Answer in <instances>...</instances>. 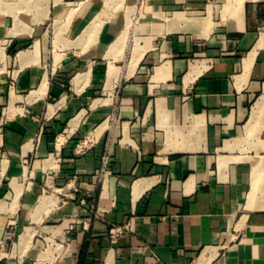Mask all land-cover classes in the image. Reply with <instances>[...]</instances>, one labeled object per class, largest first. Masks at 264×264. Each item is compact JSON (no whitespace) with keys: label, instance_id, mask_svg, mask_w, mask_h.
<instances>
[{"label":"crops","instance_id":"0c3cea01","mask_svg":"<svg viewBox=\"0 0 264 264\" xmlns=\"http://www.w3.org/2000/svg\"><path fill=\"white\" fill-rule=\"evenodd\" d=\"M137 1L0 0V264H264V0Z\"/></svg>","mask_w":264,"mask_h":264},{"label":"built area","instance_id":"2783aa9c","mask_svg":"<svg viewBox=\"0 0 264 264\" xmlns=\"http://www.w3.org/2000/svg\"><path fill=\"white\" fill-rule=\"evenodd\" d=\"M146 2H147V0H138L137 1V8L142 9ZM81 146L82 145H79V147H81ZM105 162H106V157H104V163ZM126 231H127V226L113 224V225H111V227L109 229V235H110V238L112 239V241H116L122 235H124Z\"/></svg>","mask_w":264,"mask_h":264},{"label":"bare ground","instance_id":"6f19581e","mask_svg":"<svg viewBox=\"0 0 264 264\" xmlns=\"http://www.w3.org/2000/svg\"><path fill=\"white\" fill-rule=\"evenodd\" d=\"M159 17V16H158ZM142 20V19H141ZM151 22V21H150ZM146 24V23H145ZM172 24V23H171ZM171 30V29H170ZM263 42H264V36L260 39V43H262L263 44ZM0 51H2V49L0 50ZM3 52H4V50H3ZM3 52H1V53H3ZM1 55V54H0ZM140 55V54H139ZM136 57V56H135ZM3 58H4V56H3ZM136 60V59H135ZM263 111H264V97L263 98H261L260 100H259V102H258V104H257V110H255V114H256V117L257 118H259L260 116H261V114L263 113ZM256 120V119H255ZM257 121V120H256ZM248 124V123H247ZM256 124V123H255ZM249 129V128H248ZM253 130V129H252ZM251 130V131H252ZM250 131V130H249ZM258 180V179H257ZM255 183V182H254ZM256 187V186H255ZM255 190H256V188H255ZM18 195V194H17ZM16 198V197H15ZM15 198H13V199H15ZM14 201H16V200H14ZM14 201H12V203L14 202ZM14 204V203H13ZM5 206V205H4ZM11 207H12V205H10ZM9 206V207H10ZM15 206V205H14ZM13 206V207H14ZM3 207V206H2ZM1 209V208H0ZM15 209V208H14ZM10 210V209H9ZM13 210V209H12ZM11 210V211H12Z\"/></svg>","mask_w":264,"mask_h":264}]
</instances>
